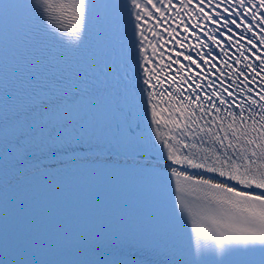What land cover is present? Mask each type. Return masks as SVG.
I'll use <instances>...</instances> for the list:
<instances>
[{
	"label": "snow or ice",
	"instance_id": "obj_1",
	"mask_svg": "<svg viewBox=\"0 0 264 264\" xmlns=\"http://www.w3.org/2000/svg\"><path fill=\"white\" fill-rule=\"evenodd\" d=\"M0 264H264V0H0Z\"/></svg>",
	"mask_w": 264,
	"mask_h": 264
}]
</instances>
